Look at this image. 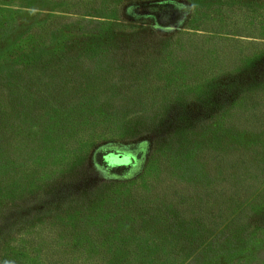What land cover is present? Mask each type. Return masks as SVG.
<instances>
[{
	"label": "rangeland",
	"instance_id": "1",
	"mask_svg": "<svg viewBox=\"0 0 264 264\" xmlns=\"http://www.w3.org/2000/svg\"><path fill=\"white\" fill-rule=\"evenodd\" d=\"M0 264H264V0H0Z\"/></svg>",
	"mask_w": 264,
	"mask_h": 264
}]
</instances>
